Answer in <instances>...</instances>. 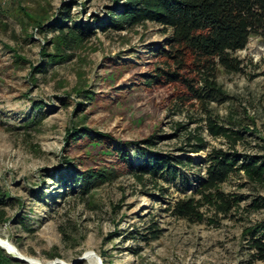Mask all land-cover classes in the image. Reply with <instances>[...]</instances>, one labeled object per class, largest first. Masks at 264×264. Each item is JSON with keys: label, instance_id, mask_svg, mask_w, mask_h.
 <instances>
[{"label": "rangeland", "instance_id": "obj_1", "mask_svg": "<svg viewBox=\"0 0 264 264\" xmlns=\"http://www.w3.org/2000/svg\"><path fill=\"white\" fill-rule=\"evenodd\" d=\"M69 5L72 19L88 28L85 41L65 53L70 58L49 62L45 54L55 53L61 26L55 24ZM118 9L116 0H0V194L10 196L0 203L10 219H0V237L46 263L88 264L84 253L92 250L102 264H264L251 249L264 226V208L253 206L256 199L264 201V184L243 173L231 176L217 190L238 205L223 212L213 197L194 195L195 178L204 174L199 167L183 171L187 182L142 186L128 163L115 167L117 158L104 148L67 140L74 128L107 134L112 146L157 135L154 152L183 157L177 148L185 132H193L207 142L205 151L189 155L200 163L212 148L228 150L223 138L210 134L211 116L220 125L249 127L238 152L264 155V42L251 37L235 54L243 72L221 70L218 82L226 98L210 104L208 112L198 105L175 108L171 90L148 91L142 84L153 52L170 34L153 23L123 31L106 28L108 13ZM38 18L44 22L40 29ZM38 114L43 120L29 124ZM178 123L186 129L177 132ZM129 149L137 166V151L133 145ZM67 159L78 169L107 174L116 169L117 175L82 194L81 185L61 174ZM193 197L200 217L173 215L178 200ZM5 199L0 196V202ZM22 215L24 223H17ZM152 220L163 230L159 240L146 244L132 238L131 232Z\"/></svg>", "mask_w": 264, "mask_h": 264}, {"label": "trees", "instance_id": "obj_2", "mask_svg": "<svg viewBox=\"0 0 264 264\" xmlns=\"http://www.w3.org/2000/svg\"><path fill=\"white\" fill-rule=\"evenodd\" d=\"M116 3L119 9L108 13L106 28L123 31L153 23L170 34L166 42L153 52L150 72L142 84L148 91L171 90V104L175 108L198 105L208 112L210 104L226 98L218 82L221 70L227 73L243 72V63L235 54L246 48L251 37L264 42V0H116ZM70 12L71 5L64 9L55 24L61 26L53 42L55 53L45 54L49 62L61 61L56 60L57 57L70 58L65 53H71L80 42L85 41L84 31L88 28L72 19ZM68 21L72 22V26L65 29L62 25ZM35 23L39 29L44 25L41 18ZM22 61L25 60L17 57V62ZM87 97L93 100L92 96ZM34 109L40 111L41 106L35 105ZM42 120L43 115L38 114L29 124L34 125ZM185 129L186 125H176L177 132ZM208 129L211 135L226 141L228 150L212 148L206 160L200 163H195L189 155L205 151L207 142L193 132H185V142L177 148V153L183 154V157L154 152L156 140L160 139L157 135L136 142H116L112 146V138L107 134L88 128H74L67 140L84 148L88 143L87 147L94 150L104 148L106 153H112L117 158L115 167L121 168L123 163H128L131 174L142 186L158 185L161 181L174 184L187 182L188 176L183 171L199 167L204 174L198 173L195 178L197 188L194 195L213 197L211 200L219 204L220 211L229 212L238 205V200L219 192L217 187L226 183L231 176L241 173L254 183L264 184V155L238 152L237 147L246 142L249 127L234 129L218 124L209 116ZM131 145L141 161L137 166L129 149ZM77 165L67 159L61 174L69 178L74 186L81 185L82 194H87L96 182H104L117 175L116 169L107 174L105 171L78 169ZM0 196L6 198L0 202L2 205L10 200L6 193ZM199 206L194 197L178 200L172 206L173 215L181 219H196L200 217ZM253 206L256 209L264 208V201L256 199ZM25 218V215L18 217L17 223L23 224ZM0 219L10 221L3 209H0ZM134 231L130 233L134 234L132 238L146 244L159 240L163 232L153 220L143 230ZM256 232L258 234L251 241V249L257 252L256 260L264 261V226ZM0 264L25 263L13 259L0 248Z\"/></svg>", "mask_w": 264, "mask_h": 264}, {"label": "bare ground", "instance_id": "obj_3", "mask_svg": "<svg viewBox=\"0 0 264 264\" xmlns=\"http://www.w3.org/2000/svg\"><path fill=\"white\" fill-rule=\"evenodd\" d=\"M0 243H2L3 245H5L6 247H8L9 249H13V248H10L12 245L13 247H15L13 244L10 243H7L5 239L1 238L0 237ZM18 251V250H17ZM20 257L24 258V259H27L28 261L34 263V264H54L55 261H52V262H41L40 260L38 259H35V258H31V257H28V256H25L23 255L22 253H20L18 251V254ZM84 257H85V260L88 264H99V261H98V255L92 251V250H87L85 253H84ZM58 264V263H57Z\"/></svg>", "mask_w": 264, "mask_h": 264}, {"label": "water", "instance_id": "obj_4", "mask_svg": "<svg viewBox=\"0 0 264 264\" xmlns=\"http://www.w3.org/2000/svg\"><path fill=\"white\" fill-rule=\"evenodd\" d=\"M6 242L9 243V239H6ZM11 247L10 248H13V249H9L8 247H6L5 245H3L2 243H0V248L3 249L7 255L11 256L13 259L19 261V262H22V263H25V264H34L30 261H28L27 259H24L22 257H20L18 254V251H17V248L16 247H13L12 245H10ZM98 261H99V264H102V261L101 259L98 257ZM63 264L61 263L60 261H55L54 264Z\"/></svg>", "mask_w": 264, "mask_h": 264}]
</instances>
